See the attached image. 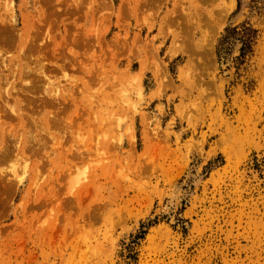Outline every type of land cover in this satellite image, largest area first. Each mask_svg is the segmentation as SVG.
<instances>
[{"label":"rangeland","instance_id":"rangeland-1","mask_svg":"<svg viewBox=\"0 0 264 264\" xmlns=\"http://www.w3.org/2000/svg\"><path fill=\"white\" fill-rule=\"evenodd\" d=\"M240 3L0 0V264H264V0ZM244 20L237 69L215 45Z\"/></svg>","mask_w":264,"mask_h":264},{"label":"trees","instance_id":"trees-1","mask_svg":"<svg viewBox=\"0 0 264 264\" xmlns=\"http://www.w3.org/2000/svg\"><path fill=\"white\" fill-rule=\"evenodd\" d=\"M240 6V0H237L236 10H239ZM257 36L258 29H256L253 24L247 20L235 25H227L218 37L215 45V54L218 61L227 60L230 57L233 49L237 46L238 54L233 57V61L235 62L236 68L238 69L239 65H242L245 60L251 56ZM153 222L155 223V219L149 220L147 224L150 225ZM144 234L145 230H140V232L134 236L132 242H136L138 239L142 238ZM127 254L128 258H134L131 245L128 247Z\"/></svg>","mask_w":264,"mask_h":264},{"label":"bare ground","instance_id":"bare-ground-1","mask_svg":"<svg viewBox=\"0 0 264 264\" xmlns=\"http://www.w3.org/2000/svg\"><path fill=\"white\" fill-rule=\"evenodd\" d=\"M233 2V0H231V3ZM0 58H2V56L0 57ZM3 61V60H2ZM4 62V61H3ZM3 62H0V63H3Z\"/></svg>","mask_w":264,"mask_h":264}]
</instances>
